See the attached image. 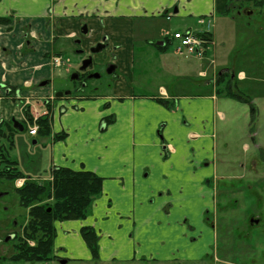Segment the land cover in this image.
<instances>
[{
    "label": "crops",
    "instance_id": "crops-1",
    "mask_svg": "<svg viewBox=\"0 0 264 264\" xmlns=\"http://www.w3.org/2000/svg\"><path fill=\"white\" fill-rule=\"evenodd\" d=\"M255 1L0 0V17H11L9 24L0 23V82L19 87L25 94L40 95L52 88L57 69L49 56L69 49L84 23L89 33L82 37L83 44L90 45L106 35V54L98 60H114L116 64L109 92L95 98L60 99L57 103L63 104L65 111L50 112L51 134L44 137L47 139L43 143L49 174L59 166L92 171L102 178V189L85 218L54 223V258L42 264H118L135 259L149 252H142V227L146 232L152 226L150 240L158 242L174 221L169 214L182 213L188 201L198 209L213 207L215 190L209 183L221 177L214 160L213 137V111L218 97L202 94L201 89L194 94H175L163 86H158L156 93L139 89L133 71L136 40L157 38L155 49L165 53L172 42L167 39V48L161 50L159 42L166 37L162 28L157 30L159 23L169 29L170 21L180 18L182 29L175 27L172 31L198 32L204 29L198 23L199 17L210 15L213 45L208 54H214L218 18L235 19L250 10L253 13L258 9ZM260 18L263 23L264 15ZM243 26L248 27L247 21ZM182 59L201 62L195 57ZM213 67L217 68V62ZM200 79L201 87L210 84ZM43 80L50 83L38 87ZM161 97L169 105L157 100ZM179 97L178 104L170 103ZM217 114L223 116L220 111ZM57 134L64 136L54 139ZM164 210L170 213L166 215ZM84 226L92 227L99 237L96 261L80 235Z\"/></svg>",
    "mask_w": 264,
    "mask_h": 264
},
{
    "label": "rangeland",
    "instance_id": "rangeland-1",
    "mask_svg": "<svg viewBox=\"0 0 264 264\" xmlns=\"http://www.w3.org/2000/svg\"><path fill=\"white\" fill-rule=\"evenodd\" d=\"M256 8L253 13L248 15L241 13L235 19L218 18V40L214 54H208V50L205 52L207 59L202 57L201 62L195 63L194 60L182 59L183 57L174 50L177 46L175 41L168 45L165 53H159L155 49L157 38L146 42L138 38L133 60L135 85L139 89L143 88L145 91L156 93L157 87L163 86L175 94H194L201 89L202 94H215L218 97L213 111V137L215 141L214 160L221 177L217 181L209 183L215 190V204L208 209L217 212L218 216L225 211L226 216L223 221L228 229L245 223L250 212L260 218V223L254 226L249 239L243 240L240 238V232L237 233L239 235L236 236L237 240H232V245L236 244L233 247L234 250L246 249L247 245L251 249L254 247L251 239L254 240L255 245L264 243V18L262 19L263 23L260 18L261 14L264 15V5ZM245 21H247V28L243 26ZM179 22H182L180 18H173L170 21L169 29L171 31L175 30V27L182 29ZM158 29H161V32H174H170L166 25L161 26V23H159ZM74 48L75 45L70 44V48L63 51L64 62L67 66L59 69H57L59 66L56 67L55 78L50 85L54 92L71 88V75L78 69L83 57L81 53H76ZM101 56L102 53H95L93 62L87 68V71L99 73L100 77L89 79L83 90L74 91L73 96L85 94L89 90L95 91L94 93L98 95L109 92L114 79L106 73L107 63L98 60V57ZM215 62H217L218 70L228 68L234 72V85L236 83V88L247 96V102L229 97L225 91L216 93L217 68L213 67ZM180 66L185 68L178 70ZM205 69L206 74L203 76L200 73ZM241 73L244 74L243 78L239 77ZM200 78L211 80L212 85H207V83L206 86L201 87V84H198L201 82ZM179 100L181 97L172 98L170 103L176 105ZM182 100L184 101V98ZM3 103L10 106L9 104L12 102L5 101ZM250 105L253 107L252 112ZM14 107L13 104V109ZM197 109L201 110L200 107ZM205 110H208L207 113L212 117L211 111L206 108ZM217 111H220L223 116L216 115ZM205 122L209 125L207 119ZM17 133L19 136L15 151L26 174L34 180L37 179L34 182L36 184L50 183L52 179L51 176H48L50 165L45 154L46 147H43L45 138L40 135H30L26 124L25 129ZM33 140L36 142L34 143ZM206 163L207 161L203 162L204 165ZM252 165L253 167H251ZM188 203L187 207L190 208L193 203L190 201ZM151 227H147L146 232H143L142 227V232H140V237L144 241V244L141 245L142 252L154 249L155 251L166 250L167 243L160 245L161 243L150 240V235L153 236ZM258 228H261L263 233L260 237L254 238V231ZM231 235L234 237L235 233L232 232ZM258 238H260L259 242L256 241ZM28 240L29 243H33L32 240ZM143 256H146V253Z\"/></svg>",
    "mask_w": 264,
    "mask_h": 264
},
{
    "label": "flooded vegetation",
    "instance_id": "flooded-vegetation-1",
    "mask_svg": "<svg viewBox=\"0 0 264 264\" xmlns=\"http://www.w3.org/2000/svg\"><path fill=\"white\" fill-rule=\"evenodd\" d=\"M0 18H5V20L0 21L4 24H9L11 20V17ZM83 26H85V32H83ZM79 31L80 36L73 37L70 44L75 45L74 50H76V53H81L83 57L78 69L71 75V88H66L61 92H54V89L49 88L40 95L25 94L19 87L0 82V264L43 263L28 261L21 254L28 250L27 245H32L34 242L29 243L27 238L30 205L21 198L20 189L26 183L35 182L37 179L34 180L26 174L17 153H14V149L18 143L17 137L19 134L17 132L23 131L25 124L29 130L30 126L38 124L37 121L42 115L47 113L49 116L50 112L55 109L61 113L65 111V106L58 104V100L95 98L98 95L94 93L95 91L90 90L85 94L74 96L73 92L82 91L89 79L100 77L99 73L87 71V68L93 62L95 53L106 54L107 36L102 35L96 42L85 46L82 37L89 33L87 25L82 24ZM21 38L22 40L26 38V33ZM160 42L163 43L162 47L168 45L167 39H162ZM22 45L23 42L19 44V49ZM97 45H101L100 50L92 52L91 49ZM50 56L49 61L54 56L59 57L60 65L57 69L67 66L64 62L63 52H52ZM111 57H113L112 54ZM87 59H90V63L85 68H81L83 61ZM110 66H113V70L108 72ZM52 67L56 68L53 64ZM106 73L112 79L116 76L114 60L107 61ZM224 73L233 81L235 80V74L232 70L220 69L217 71L219 75ZM94 74H97V76H92ZM49 83L50 81L43 80L38 87H45ZM160 99L164 98L161 97ZM5 101H11L12 103L8 106L3 103ZM110 119L108 118V121H111ZM34 120L36 124H34ZM36 133H38V126ZM33 142L35 143L36 140H33ZM15 174H19V176L14 178ZM163 212L166 215L170 213L169 210ZM169 215L174 221L164 230L165 237L158 239L160 245L167 243L166 250L149 251L146 256L142 254L135 257V259L118 264H264V243L255 245L254 240L251 239L250 241L256 250L254 247L249 249L248 245L246 249L234 250L233 247L236 244L232 245V240H237L236 236H239L237 233L240 232L241 239H249L254 226L260 223V218L253 215L252 212H250V216L245 223L241 226H233L230 229L223 221L226 216L225 211L218 216L217 212L209 211L208 208L198 209L192 206L188 210L187 208L184 209L182 213L172 212ZM157 232L162 233L163 229H157ZM232 232L235 233L234 237L231 235ZM254 232V238H256L262 235L263 230L258 228ZM256 241L259 242L260 238ZM59 260L61 261V259Z\"/></svg>",
    "mask_w": 264,
    "mask_h": 264
},
{
    "label": "trees",
    "instance_id": "trees-1",
    "mask_svg": "<svg viewBox=\"0 0 264 264\" xmlns=\"http://www.w3.org/2000/svg\"><path fill=\"white\" fill-rule=\"evenodd\" d=\"M264 0L254 2V6L262 7ZM5 18H0V21ZM165 50L167 45L160 47ZM233 79L227 74H217L215 91H225L229 97L247 102V96L234 85ZM160 103L169 105L165 99H157ZM250 111L253 107L250 105ZM111 120V119H110ZM38 135L45 137L51 134L48 114L38 119ZM63 134L53 135L54 139L63 138ZM19 176L15 174L14 178ZM51 181L40 185L34 182L26 183L21 189V198L30 205L27 238L32 245L22 252V257L32 262H45L53 258V247L56 229L54 223L63 220L83 219L89 213L93 200L101 193L102 178L92 171L72 170L68 167H55L50 171ZM46 200V202H45ZM44 201V202H41ZM80 235L91 253L94 261L99 256L98 235L90 226L80 229Z\"/></svg>",
    "mask_w": 264,
    "mask_h": 264
},
{
    "label": "built area",
    "instance_id": "built-area-1",
    "mask_svg": "<svg viewBox=\"0 0 264 264\" xmlns=\"http://www.w3.org/2000/svg\"><path fill=\"white\" fill-rule=\"evenodd\" d=\"M198 23L204 25V29L198 32L192 30L175 31L170 34L172 40L176 41L177 43V46L174 48L177 54L185 58L195 57L196 59L200 60L202 59V57H205V52H207L213 44L209 34V29L212 25V19L210 16L200 17ZM51 63L56 67L59 66V57H52ZM200 74L204 76L206 72L203 71ZM35 120L34 124H36ZM36 130V125L30 126L29 133L31 135H34L36 133Z\"/></svg>",
    "mask_w": 264,
    "mask_h": 264
},
{
    "label": "water",
    "instance_id": "water-1",
    "mask_svg": "<svg viewBox=\"0 0 264 264\" xmlns=\"http://www.w3.org/2000/svg\"><path fill=\"white\" fill-rule=\"evenodd\" d=\"M243 12L244 13H247V14H250L251 13V11H243ZM85 31H86L85 26H83V32H85ZM159 44L162 45L163 43L162 42H159ZM100 48H101V45L100 46L97 45L96 47L92 48L91 51L92 52H96V51L100 50ZM89 63H90V59L84 60L83 61V65H82L81 68H85ZM112 70H113V66H110V68L107 71L108 72H111ZM92 76H95L96 77L97 74H94ZM60 94H62V93H60ZM61 262L65 263V260H61Z\"/></svg>",
    "mask_w": 264,
    "mask_h": 264
}]
</instances>
